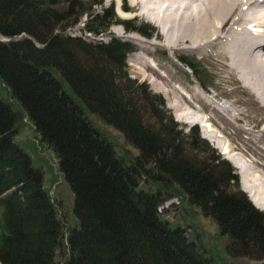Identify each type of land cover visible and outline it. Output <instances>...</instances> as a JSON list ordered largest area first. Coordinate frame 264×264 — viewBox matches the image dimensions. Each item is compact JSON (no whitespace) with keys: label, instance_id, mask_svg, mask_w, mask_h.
I'll list each match as a JSON object with an SVG mask.
<instances>
[{"label":"trees","instance_id":"1","mask_svg":"<svg viewBox=\"0 0 264 264\" xmlns=\"http://www.w3.org/2000/svg\"><path fill=\"white\" fill-rule=\"evenodd\" d=\"M103 2L0 0V80L9 91L0 98V264H264V211L198 125L176 121L160 94L130 76L133 45L68 32L86 16L90 33L113 23L153 33ZM182 61L209 85L199 59ZM25 116L74 194L72 227L15 141ZM106 127L128 146L119 148ZM170 199L177 203L159 210ZM184 205L216 224L223 255L169 222L167 211Z\"/></svg>","mask_w":264,"mask_h":264},{"label":"rangeland","instance_id":"2","mask_svg":"<svg viewBox=\"0 0 264 264\" xmlns=\"http://www.w3.org/2000/svg\"><path fill=\"white\" fill-rule=\"evenodd\" d=\"M163 2L165 0H104L103 2V6L112 3L116 16L120 19L136 18L148 22L154 27L150 36L137 31H129L119 23H113L103 34L90 33L83 29L86 16H83L80 23L71 27L68 32L83 35L86 39L89 38L93 41L107 40L109 36L116 35L133 43L135 50L130 52L128 56L127 71L130 76L135 78L138 83H142L152 93L160 94L164 100V108L170 110L176 121L187 126L198 125L201 135L236 169L239 175L240 189L257 207L252 201L253 197L264 202L253 188H264L262 185L258 187L264 179V101L251 87L239 81V73L236 72L235 74V71L229 70L227 59L225 55L220 54L218 47L212 48L206 45L194 51L187 47L189 43L184 42H178L171 50L163 46L169 41L168 35L162 32L161 24L152 22L145 15L162 14L163 16L166 9L160 8ZM184 6H180L181 8L177 11L181 12ZM94 8H100V5L97 4ZM192 8H194V4L189 9ZM0 38L4 39V37ZM139 53L154 66V68L149 65L143 66L144 75L138 72L134 61ZM187 56L200 59L206 67L209 76L207 87L201 86L198 80L191 75V70L185 67L182 60L183 57ZM8 95L9 91L0 80V98H7ZM175 97L183 101V104L181 101L180 104L182 107L183 105L186 106L183 107L186 111L195 112L192 113L194 117L205 118L208 129L220 135L224 145L229 146L234 153L242 154L246 160V166L254 172L249 169L250 174L253 175L252 178L248 177L247 179L250 182L249 187L244 188L245 174H242L224 155L225 153L221 151V148L207 138L204 128L203 126L200 127L199 122L176 118L175 109L171 106ZM106 130L108 136L119 148L128 146L120 131L111 127H106ZM15 141L31 155L34 166L43 170L45 190L56 205L60 215L66 216L68 228L74 226L75 219L71 214L74 194L63 174L59 171L57 157L51 149L39 142L34 125L27 116L23 118L22 126L15 135ZM260 210L264 211V209ZM167 218L171 224L185 227L189 238L199 239L216 256L223 255L225 252L224 240L219 237L216 224L203 216L199 210L184 205L176 210H168ZM234 262L236 264L254 263L247 259H235Z\"/></svg>","mask_w":264,"mask_h":264},{"label":"bare ground","instance_id":"3","mask_svg":"<svg viewBox=\"0 0 264 264\" xmlns=\"http://www.w3.org/2000/svg\"><path fill=\"white\" fill-rule=\"evenodd\" d=\"M192 4L194 8L190 10ZM183 5L184 9L178 12ZM160 8H166L164 13L162 11L163 16L145 15L152 22L161 24L162 32L168 35L169 41L163 46L171 50L178 42H184L189 43L187 47L194 51L206 45L218 47L220 54L225 55L227 59L229 70L235 71V74L239 73V81L251 87L264 101V0H165ZM134 61L138 72L143 75V66H153L140 53ZM180 101V98L178 100L175 97L171 104L175 109L176 118L199 122L207 138L221 148L224 155L245 174L244 188L249 187L250 182L247 179L253 175L250 174L251 169L246 166L242 154L234 153L229 146L224 145L222 137L208 129L205 118L194 117L192 113L195 112L186 111L183 108L186 106L182 107ZM181 102L183 104V101ZM260 185L264 186V179L258 187ZM253 188L264 200V188ZM252 201L257 207L264 209V202L255 197Z\"/></svg>","mask_w":264,"mask_h":264}]
</instances>
